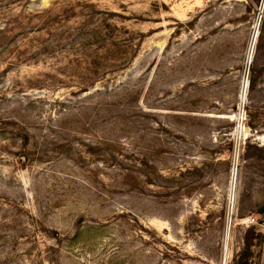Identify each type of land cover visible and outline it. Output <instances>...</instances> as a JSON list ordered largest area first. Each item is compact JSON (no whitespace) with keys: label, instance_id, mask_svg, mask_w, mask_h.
Instances as JSON below:
<instances>
[{"label":"rangeland","instance_id":"1","mask_svg":"<svg viewBox=\"0 0 264 264\" xmlns=\"http://www.w3.org/2000/svg\"><path fill=\"white\" fill-rule=\"evenodd\" d=\"M246 238L263 260L264 0H0V264Z\"/></svg>","mask_w":264,"mask_h":264},{"label":"trees","instance_id":"2","mask_svg":"<svg viewBox=\"0 0 264 264\" xmlns=\"http://www.w3.org/2000/svg\"><path fill=\"white\" fill-rule=\"evenodd\" d=\"M252 232L256 230L255 227L251 228ZM257 237L262 240V234L258 233ZM254 244L251 242L249 238H246L244 241V249L243 251L232 260V264H264V258L263 260L258 256V258H255L253 247ZM231 264V263H230Z\"/></svg>","mask_w":264,"mask_h":264},{"label":"water","instance_id":"3","mask_svg":"<svg viewBox=\"0 0 264 264\" xmlns=\"http://www.w3.org/2000/svg\"><path fill=\"white\" fill-rule=\"evenodd\" d=\"M226 250H225V253H224V261H223V264H226V259H227V255H226Z\"/></svg>","mask_w":264,"mask_h":264},{"label":"bare ground","instance_id":"4","mask_svg":"<svg viewBox=\"0 0 264 264\" xmlns=\"http://www.w3.org/2000/svg\"><path fill=\"white\" fill-rule=\"evenodd\" d=\"M228 254V250H227V252H226V255ZM228 256V255H227ZM226 261H227V259H226Z\"/></svg>","mask_w":264,"mask_h":264}]
</instances>
